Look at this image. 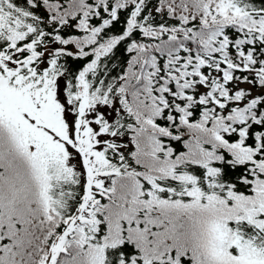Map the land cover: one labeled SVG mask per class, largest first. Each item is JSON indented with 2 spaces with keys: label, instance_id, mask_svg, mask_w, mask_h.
<instances>
[{
  "label": "snow or ice",
  "instance_id": "snow-or-ice-1",
  "mask_svg": "<svg viewBox=\"0 0 264 264\" xmlns=\"http://www.w3.org/2000/svg\"><path fill=\"white\" fill-rule=\"evenodd\" d=\"M0 264H264V0H0Z\"/></svg>",
  "mask_w": 264,
  "mask_h": 264
},
{
  "label": "trees",
  "instance_id": "trees-1",
  "mask_svg": "<svg viewBox=\"0 0 264 264\" xmlns=\"http://www.w3.org/2000/svg\"><path fill=\"white\" fill-rule=\"evenodd\" d=\"M241 87H247L246 85H241Z\"/></svg>",
  "mask_w": 264,
  "mask_h": 264
}]
</instances>
